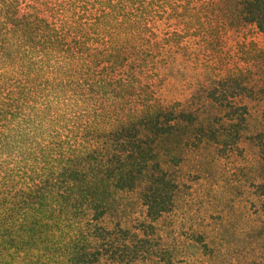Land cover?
Instances as JSON below:
<instances>
[{
	"label": "trees",
	"instance_id": "trees-1",
	"mask_svg": "<svg viewBox=\"0 0 264 264\" xmlns=\"http://www.w3.org/2000/svg\"><path fill=\"white\" fill-rule=\"evenodd\" d=\"M248 27L264 0H0V264H264ZM177 74L198 92L171 102ZM194 144L227 190L185 186Z\"/></svg>",
	"mask_w": 264,
	"mask_h": 264
},
{
	"label": "rangeland",
	"instance_id": "rangeland-1",
	"mask_svg": "<svg viewBox=\"0 0 264 264\" xmlns=\"http://www.w3.org/2000/svg\"><path fill=\"white\" fill-rule=\"evenodd\" d=\"M246 39L249 41L252 40L258 43L259 46L264 47V35L258 33L257 30L253 27L246 28V30L240 32V34L238 32H233L232 37L228 39V43L229 45H232V47L229 46V48L234 50L236 57L238 56V52L240 49V47H237L236 45L237 41L243 42ZM229 48L227 49V51H229ZM234 53H224V58L234 56ZM176 77L178 78L176 81H174L173 79L166 82L165 84L158 86V89H160V93L163 98L171 102H174L176 100L184 101L198 92L196 89H198L199 83L190 80L189 83L186 84L184 83V79L181 74H177ZM208 96L209 94H207L206 92L203 98H206ZM240 102L248 105L249 113L252 116V131L259 130L261 128V118L264 114V104L262 102H259L256 98H242L240 99ZM223 114H228V111H224ZM196 146L197 145L195 144L190 145L191 155L187 157L188 162L185 169V171H187L189 168L190 173L189 175L185 176V180L187 182L185 186L192 188L194 191H198L203 195L211 194L212 192L213 193L211 195H213L214 192H224L228 189V180L234 178L235 174L232 170V167H230L231 163L229 165L226 160H223L222 166H220L219 168H208L205 170H201L196 167L197 161H199V158L194 152L196 151ZM235 164H237V162H235ZM235 176H238V173ZM204 198H207V196ZM208 200H210V198Z\"/></svg>",
	"mask_w": 264,
	"mask_h": 264
}]
</instances>
